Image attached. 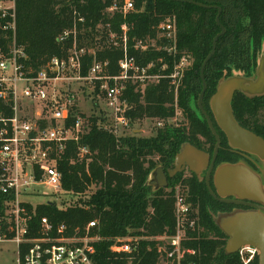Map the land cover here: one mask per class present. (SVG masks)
<instances>
[{
  "label": "trees",
  "instance_id": "trees-1",
  "mask_svg": "<svg viewBox=\"0 0 264 264\" xmlns=\"http://www.w3.org/2000/svg\"><path fill=\"white\" fill-rule=\"evenodd\" d=\"M132 1L134 10L123 17L118 11L112 14L106 11L112 2L119 6L122 0H14L15 40L24 49L27 64L34 68L53 56H66L68 44L59 43L57 36L71 25L76 13L85 18L79 44L97 48L95 57L108 61L109 74L118 73V61L122 58V50L110 45L109 32L118 38L123 23L128 27V53L141 65L152 61L158 66L160 59L169 61V57L161 49L142 53L135 51L133 40L149 38L155 39L157 44L164 43L157 37L161 32L159 27L167 17H174L177 52L192 60L177 93V108L186 114V125L164 126L150 137L134 134L118 138L98 128L97 118L90 117L91 128L80 143L88 149L87 153L79 157L78 146L69 142L57 160L62 173L63 192L37 205L35 215L29 220L30 235H37L39 219L43 216L54 227L65 224L66 236L78 237L84 234L87 223L95 220L97 224L90 233L98 236L99 240L94 243L93 264H157L159 254L152 240H141L132 253L116 252L111 250V246L116 239L126 236L172 235L174 193L163 188L152 191L148 176L156 166H171L184 142L200 149H205L204 145L212 141L215 143L206 121H201L191 111L189 101L201 83L199 70L202 61L211 50L213 37L220 31L215 22L217 9L181 0ZM192 1L220 7L219 21L225 28L204 70L206 81L209 66H217L203 96L204 103H207L204 108L210 114L207 101L224 72L229 75L235 70L249 75L256 65L264 45V0ZM7 19L0 18V47L3 48L11 36L1 27ZM92 60L91 54L83 57L82 74H86ZM126 96L132 103L128 116L133 124L142 119H164L174 114L173 92L166 79L147 85L142 93L135 91V86H129ZM232 109L241 126L264 138V97L248 99L236 92ZM218 133L222 145H225L223 134L219 130ZM233 157L236 156L221 149L216 161H237ZM181 176L177 173L176 177ZM182 184L187 189V200L196 208L197 222L181 242L184 254L179 264H241L236 253L224 254L226 236L211 216V213L228 210L230 205L215 200L205 183L194 174L183 178ZM61 197L66 199L61 200ZM24 250L25 246H22L20 260ZM187 250L194 252L188 253ZM250 264H258V255Z\"/></svg>",
  "mask_w": 264,
  "mask_h": 264
},
{
  "label": "built area",
  "instance_id": "built-area-1",
  "mask_svg": "<svg viewBox=\"0 0 264 264\" xmlns=\"http://www.w3.org/2000/svg\"><path fill=\"white\" fill-rule=\"evenodd\" d=\"M133 10L132 0H122L119 6L112 2L106 8L108 13L118 11L123 17ZM0 18H8L1 27L11 33L7 46L0 47V242L15 244L19 264L20 261L21 264H93L94 243L99 240L90 233L97 224L95 220L87 223L80 237L66 236L65 224L54 227L44 216L39 219L37 235L32 236L29 220L35 215L37 205L63 192L57 160L67 143L78 146L79 157L88 151L80 144L91 128L90 116L85 115L80 103L84 87L97 97L101 113L96 116L97 127L118 138L135 134L128 116L132 108L126 96L129 86L142 93L147 85L166 79L174 96L171 119L176 121L181 113L176 108L177 93L190 59L177 52L175 18L167 17L159 27L161 32L157 37L164 43L157 44L149 38L133 40L135 51L161 49L169 57V61L160 59L158 66L152 61L141 65L128 53L125 23L118 38L109 32L110 45L122 50L117 74L108 73V61L96 59L97 48L79 44L81 26L85 23L79 13L57 36L59 43L68 44L66 56H53L38 68L27 64L24 49L16 43L14 0H0ZM86 54L93 55V60L86 74H82V59ZM158 126H163V122H158ZM173 195L174 233L169 241L157 242V264H179L184 254L181 242L197 222L186 194L176 187ZM34 196L45 200L34 202ZM139 242L132 236L118 238L111 250L132 253ZM22 246L25 250L20 260ZM236 254L241 264H250L258 250L246 245Z\"/></svg>",
  "mask_w": 264,
  "mask_h": 264
},
{
  "label": "water",
  "instance_id": "water-1",
  "mask_svg": "<svg viewBox=\"0 0 264 264\" xmlns=\"http://www.w3.org/2000/svg\"><path fill=\"white\" fill-rule=\"evenodd\" d=\"M181 1L217 9L215 22L220 31L213 37L211 50L200 66L202 88L197 99L199 112L206 121L215 143L211 154L189 142L182 143L171 166L167 169L162 166L155 167L148 176V183L152 186V191L166 188L168 179L185 168L199 180L204 178L206 188L215 200L241 206L229 211L211 213L213 222L226 236L224 254H235L240 247L250 245L258 250V264H264V138L241 126L232 109V99L236 92L248 99L264 97V48L252 75L248 76L235 70L229 75L224 72L208 100L209 114L202 103L206 90L204 70L215 52L217 39L225 32L219 21L221 8L192 0ZM218 130L232 149L258 159L260 166L256 164L257 170L244 160L216 163L221 144Z\"/></svg>",
  "mask_w": 264,
  "mask_h": 264
},
{
  "label": "rangeland",
  "instance_id": "rangeland-1",
  "mask_svg": "<svg viewBox=\"0 0 264 264\" xmlns=\"http://www.w3.org/2000/svg\"><path fill=\"white\" fill-rule=\"evenodd\" d=\"M192 64V60H189V65L187 66L190 67ZM217 66L212 64L209 66L208 70H207V74H206V90L208 88L209 82L211 81L210 77L212 75H214V71L216 70ZM187 70V69H186ZM253 74V70L250 72L249 75ZM183 83V80H182ZM182 86V85H181ZM202 85L199 82L197 88H196V95L190 99L189 101V106L191 105V111L201 119V121H204L202 115L199 112L198 106H197V99H198V95L201 91ZM205 90V91H206ZM90 90L88 89V87H84V93L83 91L80 94V103L82 106V110L85 112V115L87 114L90 117H96L99 116L98 114L100 113V107L97 106V97L95 99L94 94L89 92ZM205 96H207V92L205 94ZM174 99V96H173ZM208 102V101H207ZM203 107H205L204 103V97H203ZM176 108H177V99H176ZM178 111H180V115L176 116V121H174L173 119H171V117L169 118H164V119H159V118H150V119H142L140 121L135 122L132 126L135 129V134H137L140 137H150L155 135L156 131L158 128L164 127V126H173V127H178L181 125H186L187 124V118H186V114H184L183 110L180 108H177ZM102 118V116H100ZM162 121L163 122V126H158V122ZM202 140V137H201ZM209 151L213 150V146H214V142H210L208 144L204 145ZM236 156V155H235ZM237 160V156L233 157ZM160 166V165H159ZM157 167V166H156ZM164 169L169 168L170 166H165L164 165ZM180 174H182L181 178H177V174L170 180H168V186L165 189V191L169 192V191H173L176 187L179 188V190L186 194L187 189L183 186L182 182H183V178L188 177L189 173L184 171L181 172ZM61 200H65L66 198L61 197ZM32 200H34V202H40L45 200V198L40 197V196H34L32 198ZM66 202H70V200H66ZM71 203V202H70ZM192 211L193 214L196 213V208H194L192 206ZM169 236L171 235H156V236H152V237H147V236H132V237H137L139 241L141 240H152L155 242V244H157V242H167L169 241ZM161 244V243H160ZM0 264H19L18 259H17V255H16V246L15 244L11 243V242H0Z\"/></svg>",
  "mask_w": 264,
  "mask_h": 264
},
{
  "label": "flooded vegetation",
  "instance_id": "flooded-vegetation-1",
  "mask_svg": "<svg viewBox=\"0 0 264 264\" xmlns=\"http://www.w3.org/2000/svg\"><path fill=\"white\" fill-rule=\"evenodd\" d=\"M264 48V45H262L261 46V49H260V52H259V54H258V56H257V59L259 58V56L261 55V53H262V49ZM256 62H257V60H256ZM255 67H256V65H255ZM255 67L252 69L253 70V73H254V71H255ZM248 76H250V75H248ZM256 98H260V97H256ZM254 99V98H253ZM224 136V135H223ZM225 138V137H224ZM225 145H222V139H221V144H220V148H219V150H221V149H223V150H226L227 152H229V153H231V154H233V155H236L237 156V160H244L246 163H248L251 167H253L255 170H257V166H256V164H258L259 166H260V162L258 161V159H256V157H254V156H245V155H242L237 149H232L230 146H228V144H227V141H226V138H225ZM214 147V146H213ZM204 151H206V152H208V153H212V151H209L208 149H203ZM218 156V155H217ZM216 160H217V158H216ZM216 163H217V161H216ZM173 167V166H172ZM184 171H186V172H188L189 173V176L191 175V174H193L191 171H189L188 170V168H185L182 172H184ZM204 174H205V171L203 172V177H204ZM198 179V178H197ZM199 180V179H198ZM200 182H204V178H202V179H200L199 180ZM205 183V182H204ZM151 188H152V186H151ZM227 204V203H226ZM230 205V208L228 209V210H225V211H229V210H232L234 207H241V206H238V205H233V204H229Z\"/></svg>",
  "mask_w": 264,
  "mask_h": 264
}]
</instances>
